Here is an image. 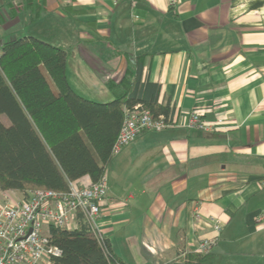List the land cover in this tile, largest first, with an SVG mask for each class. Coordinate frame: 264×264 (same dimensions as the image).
Returning a JSON list of instances; mask_svg holds the SVG:
<instances>
[{
    "label": "crops",
    "instance_id": "1",
    "mask_svg": "<svg viewBox=\"0 0 264 264\" xmlns=\"http://www.w3.org/2000/svg\"><path fill=\"white\" fill-rule=\"evenodd\" d=\"M263 6L0 0V44L31 36L66 50V80L82 98L113 100L108 82L133 78L139 64V88L158 85L157 102L173 109L176 123L140 132L106 172L99 230L124 264L178 261L204 239L213 264H264L254 221L264 210ZM191 112L213 130L179 126Z\"/></svg>",
    "mask_w": 264,
    "mask_h": 264
},
{
    "label": "trees",
    "instance_id": "2",
    "mask_svg": "<svg viewBox=\"0 0 264 264\" xmlns=\"http://www.w3.org/2000/svg\"><path fill=\"white\" fill-rule=\"evenodd\" d=\"M0 45L1 191L63 192L68 182L84 177L96 183L111 164L128 110L139 106L153 118L172 117V107L157 102L158 85L139 88V64L133 78L108 82L114 99L101 103L68 85L66 50L31 36ZM50 239L60 251L51 264H124L84 222L70 230L51 227ZM168 264H213V254L186 252Z\"/></svg>",
    "mask_w": 264,
    "mask_h": 264
},
{
    "label": "built area",
    "instance_id": "3",
    "mask_svg": "<svg viewBox=\"0 0 264 264\" xmlns=\"http://www.w3.org/2000/svg\"><path fill=\"white\" fill-rule=\"evenodd\" d=\"M115 5L123 0H111ZM132 4L146 0H128ZM181 0H166L168 8L175 9ZM264 17V6L261 8ZM1 54V45H0ZM174 118H153L149 111L136 106L128 110L120 132L114 142L112 155L131 142L140 132H159L173 123ZM185 129L212 131L210 124L202 121L200 114L191 112L186 121L177 123ZM67 190H34L19 198L0 190V264H51L60 254L51 244L50 228L73 229L84 222L101 241L99 230L101 207L107 195L106 174L96 183L86 185L68 182ZM255 224L264 228V210L255 216ZM216 234L221 229L218 221H211ZM213 239H204L196 252L209 253Z\"/></svg>",
    "mask_w": 264,
    "mask_h": 264
},
{
    "label": "rangeland",
    "instance_id": "4",
    "mask_svg": "<svg viewBox=\"0 0 264 264\" xmlns=\"http://www.w3.org/2000/svg\"><path fill=\"white\" fill-rule=\"evenodd\" d=\"M3 120H4V119H3ZM4 123H7V120H4ZM19 193H20V192H19ZM19 193H17V192L12 193V192H11V194L13 195L14 198H19V197H20V194H21V193H20V194H19ZM18 196H19V197H18ZM239 262H241V261H239Z\"/></svg>",
    "mask_w": 264,
    "mask_h": 264
}]
</instances>
